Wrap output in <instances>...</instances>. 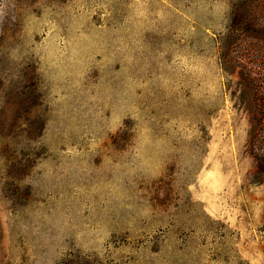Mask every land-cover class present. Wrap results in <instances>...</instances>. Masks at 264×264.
Segmentation results:
<instances>
[{"label": "rangeland", "instance_id": "obj_1", "mask_svg": "<svg viewBox=\"0 0 264 264\" xmlns=\"http://www.w3.org/2000/svg\"><path fill=\"white\" fill-rule=\"evenodd\" d=\"M263 92L264 0H0V264H264Z\"/></svg>", "mask_w": 264, "mask_h": 264}, {"label": "trees", "instance_id": "obj_2", "mask_svg": "<svg viewBox=\"0 0 264 264\" xmlns=\"http://www.w3.org/2000/svg\"><path fill=\"white\" fill-rule=\"evenodd\" d=\"M250 133L249 151L256 159L257 167L254 173L256 183L264 184V92L263 101L255 105H249Z\"/></svg>", "mask_w": 264, "mask_h": 264}]
</instances>
